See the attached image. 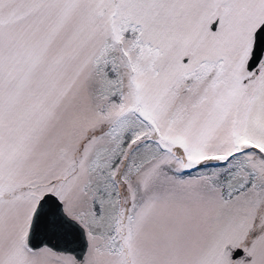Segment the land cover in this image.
Wrapping results in <instances>:
<instances>
[{
    "label": "snow or ice",
    "instance_id": "snow-or-ice-1",
    "mask_svg": "<svg viewBox=\"0 0 264 264\" xmlns=\"http://www.w3.org/2000/svg\"><path fill=\"white\" fill-rule=\"evenodd\" d=\"M0 264H264V0H0Z\"/></svg>",
    "mask_w": 264,
    "mask_h": 264
}]
</instances>
